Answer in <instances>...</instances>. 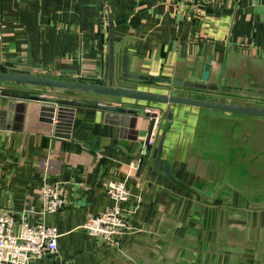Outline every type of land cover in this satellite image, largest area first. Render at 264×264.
<instances>
[{"label": "crops", "instance_id": "obj_1", "mask_svg": "<svg viewBox=\"0 0 264 264\" xmlns=\"http://www.w3.org/2000/svg\"><path fill=\"white\" fill-rule=\"evenodd\" d=\"M111 26L117 84L264 105L172 83L201 82L211 57L209 83L264 92V0H0V69L106 84ZM124 54L138 78L122 76ZM0 89L121 100L4 81ZM39 109L36 100L0 95V206L14 215L15 232L23 221L59 231L57 253L30 264H264V117L146 102L142 113L157 114L146 142V127L111 124L93 107L76 108L71 136L61 137ZM159 151L174 177L154 167ZM111 179L125 180L130 196L127 227L106 243L84 223L116 204ZM51 184L66 205L45 212L42 191Z\"/></svg>", "mask_w": 264, "mask_h": 264}, {"label": "water", "instance_id": "obj_2", "mask_svg": "<svg viewBox=\"0 0 264 264\" xmlns=\"http://www.w3.org/2000/svg\"><path fill=\"white\" fill-rule=\"evenodd\" d=\"M211 67V57L207 58L202 74L201 82L176 80L172 83L186 87H196L213 91H221L232 94H240L252 97L264 98V92L250 89L229 88L214 85L208 82ZM122 76L127 78H138L139 75L128 72L127 55L124 54L121 66ZM141 78V77H140ZM144 79V78H142ZM0 81L14 84H28L43 86L45 88H62L81 92H91L94 94L115 96L121 98L119 104L111 103H90L81 100H71L50 95L28 94L18 91L0 89V95L11 97H22L33 99L40 103L39 114L41 119L49 124L56 135L70 137L73 118L78 107L99 108L105 113V119L111 124L123 127L139 128L146 127L147 133L145 141L149 142L154 126L157 121V114L151 111L142 113L141 109L146 102L151 103H178L211 108L230 113H239L264 117V105L245 104L242 102H229L220 99L199 98L193 96L176 95L151 89L139 87H129L117 84L115 81L114 67V31L110 27L109 32V81L108 83L72 81L57 79L54 77L36 75L25 72H4L0 69ZM164 83H171L166 80ZM133 129H130L132 131ZM138 132V130H135ZM142 157L140 168L144 162ZM154 167L161 168L168 177H174L168 160L161 156L159 151L154 160Z\"/></svg>", "mask_w": 264, "mask_h": 264}, {"label": "built area", "instance_id": "obj_3", "mask_svg": "<svg viewBox=\"0 0 264 264\" xmlns=\"http://www.w3.org/2000/svg\"><path fill=\"white\" fill-rule=\"evenodd\" d=\"M205 0H179L196 7ZM110 196L115 200L107 210L89 217L84 228L99 240L111 243L127 227L123 206L130 196L125 180L111 179L107 183ZM43 210L58 211L66 205V198L56 184L47 185L42 191ZM15 217L0 206V264H30L35 258L57 253L58 229L44 222L23 221L19 232L14 231Z\"/></svg>", "mask_w": 264, "mask_h": 264}, {"label": "trees", "instance_id": "obj_4", "mask_svg": "<svg viewBox=\"0 0 264 264\" xmlns=\"http://www.w3.org/2000/svg\"><path fill=\"white\" fill-rule=\"evenodd\" d=\"M244 163H245V162L242 160L241 163H240V165L242 166V165H244ZM253 164H254L257 168H259V167L262 166V165H260V162H255V163H253ZM242 169H246V168H242ZM260 177H261V176H260ZM250 180H251V179H248V181H247L249 184H251V183H250ZM254 180H255V182H258L259 180L262 181V179H260V178H259V179L256 178V179H254ZM255 196L258 197V195H255Z\"/></svg>", "mask_w": 264, "mask_h": 264}, {"label": "rangeland", "instance_id": "obj_5", "mask_svg": "<svg viewBox=\"0 0 264 264\" xmlns=\"http://www.w3.org/2000/svg\"><path fill=\"white\" fill-rule=\"evenodd\" d=\"M204 166H205V164H203V167H204ZM244 167L247 168V167H246V164L244 165ZM248 168H249V167H248ZM248 168H247V169H248ZM206 172H208V171H206ZM206 172H205V173H206ZM242 175H247V172H246V171L243 172ZM263 197H264V195H263Z\"/></svg>", "mask_w": 264, "mask_h": 264}]
</instances>
